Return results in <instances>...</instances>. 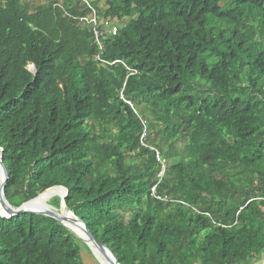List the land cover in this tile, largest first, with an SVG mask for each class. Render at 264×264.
<instances>
[{
	"label": "trees",
	"instance_id": "16d2710c",
	"mask_svg": "<svg viewBox=\"0 0 264 264\" xmlns=\"http://www.w3.org/2000/svg\"><path fill=\"white\" fill-rule=\"evenodd\" d=\"M0 149L11 206L65 188L120 264L260 262L264 0H0ZM83 249L0 216V264Z\"/></svg>",
	"mask_w": 264,
	"mask_h": 264
},
{
	"label": "water",
	"instance_id": "95a60500",
	"mask_svg": "<svg viewBox=\"0 0 264 264\" xmlns=\"http://www.w3.org/2000/svg\"><path fill=\"white\" fill-rule=\"evenodd\" d=\"M34 68V66H33ZM0 175H2V180L0 181V205L2 206L3 210L0 213V216L3 218H12L16 217L20 214H34L38 216H45L49 217L51 219H54L61 225H63L65 228H67L76 238H78L81 242H83L86 247L90 250V252L95 255L91 245L95 246L96 249L103 255H105L109 261H111V264H120L115 255L102 243L97 241L92 234L89 232L88 228L86 227L85 223L75 217L67 208L65 199L67 197V190L63 187L55 186L51 189L46 190L44 193L39 195L33 200H30L24 204H22L20 207H13L11 206L5 197V185L8 179L7 170L5 168V165L3 163V157H2V150L0 149ZM58 189L62 193L56 194L54 197H59L60 199V207L59 209H56L52 207L51 205L47 204V209H32L30 205L32 202H34L36 199L40 198L42 195L46 194L47 192ZM52 198V197H51ZM50 198V199H51ZM67 223H73L80 228V230L83 232L84 238L79 237L76 233H74L67 225ZM96 257V255H95ZM97 258V257H96ZM98 259V258H97ZM101 264V263H100Z\"/></svg>",
	"mask_w": 264,
	"mask_h": 264
},
{
	"label": "bare ground",
	"instance_id": "6f19581e",
	"mask_svg": "<svg viewBox=\"0 0 264 264\" xmlns=\"http://www.w3.org/2000/svg\"><path fill=\"white\" fill-rule=\"evenodd\" d=\"M2 180V175H0V181ZM61 194L62 192L60 191V190H58V189H54V190H51V191H49V192H47L46 194H44V195H42L40 198H38V199H36L34 202H32V204L30 205V207L32 208V209H39V206H40V204L44 201V200H46V199H48V198H50V197H52V196H54V195H56V194ZM49 200V199H48ZM45 207V206H44ZM2 210H3V208H2V206L0 205V213L2 212ZM67 225H68V227L74 232V233H76L79 237H81V238H84V235H83V232L80 230V228H78V226L76 225V224H71V223H67ZM91 247H92V249H93V251H94V253H95V255H96V257L99 255V251L96 249V247L95 246H93V245H91ZM99 257V256H98ZM97 257V258H98ZM106 257V256H105ZM100 258V257H99ZM107 258V257H106ZM101 259V260H100ZM100 259H98L99 261H100V263L101 264H111V261H109V259L107 258V260L108 261H106L104 258H100Z\"/></svg>",
	"mask_w": 264,
	"mask_h": 264
},
{
	"label": "rangeland",
	"instance_id": "374dc122",
	"mask_svg": "<svg viewBox=\"0 0 264 264\" xmlns=\"http://www.w3.org/2000/svg\"><path fill=\"white\" fill-rule=\"evenodd\" d=\"M26 1H30V0H26ZM40 2H42V0H39ZM92 1H94V0H92ZM102 5V4H101ZM89 17H90V15H89ZM28 70L29 71H31V72H35V67L33 68V65H31V66H29L28 67ZM55 196V195H54ZM54 196H52V198H54ZM51 198V197H50ZM50 198H48V199H46V200H44L41 204H40V206H39V209H47V204L48 205H50V201H51V199ZM45 206V207H44ZM100 258H104L106 261H108L107 260V258L105 257V255H103V254H101V253H99V255H98ZM97 256V257H98ZM81 257H82V261H83V264H100V261L98 260V259H100L99 257H98V259L95 257V255H93L91 252H90V254L89 253H87V251L86 250H82V252H81ZM101 260V259H100ZM256 264H264V258L260 261V262H258V263H256Z\"/></svg>",
	"mask_w": 264,
	"mask_h": 264
},
{
	"label": "built area",
	"instance_id": "2783aa9c",
	"mask_svg": "<svg viewBox=\"0 0 264 264\" xmlns=\"http://www.w3.org/2000/svg\"><path fill=\"white\" fill-rule=\"evenodd\" d=\"M82 1H84L86 4H88V0H82ZM81 22H87L88 24H91V25H93L94 27L95 26H97V25H99L98 24V20H97V16H96V14H95V12H93L91 15H90V17L88 16L86 19H83V21H81ZM104 26L105 27H109L110 25L108 24V23H104ZM95 37H96V40H97V42H98V39H99V36L101 35V32H99V31H97V30H95ZM110 33L112 34V35H114L115 33H116V27L115 26H113V27H111V31H110ZM144 134H143V136H142V140H141V144H143L144 145V143H143V138H144ZM164 173V168H162V172H161V174H163ZM152 193H153V195H155V189L153 188V190H152Z\"/></svg>",
	"mask_w": 264,
	"mask_h": 264
}]
</instances>
